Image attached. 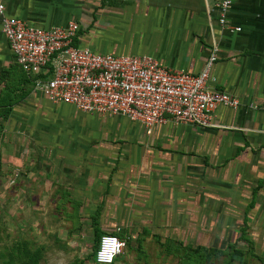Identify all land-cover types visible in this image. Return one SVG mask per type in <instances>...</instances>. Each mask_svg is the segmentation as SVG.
I'll return each mask as SVG.
<instances>
[{"label": "crops", "instance_id": "obj_1", "mask_svg": "<svg viewBox=\"0 0 264 264\" xmlns=\"http://www.w3.org/2000/svg\"><path fill=\"white\" fill-rule=\"evenodd\" d=\"M217 1L0 0L5 15L40 28L84 21L81 43L98 53L148 54L192 74L215 45L208 85L239 100L217 106L210 127L169 120L147 134L138 122L80 111L100 118L45 126L64 104L33 89L0 31V179L18 181V197L56 200L60 232L124 244L141 233L197 242L208 199L218 214H264V111L247 106L264 101V0H232L226 20L237 31L217 23Z\"/></svg>", "mask_w": 264, "mask_h": 264}, {"label": "built area", "instance_id": "obj_2", "mask_svg": "<svg viewBox=\"0 0 264 264\" xmlns=\"http://www.w3.org/2000/svg\"><path fill=\"white\" fill-rule=\"evenodd\" d=\"M232 0H218L217 23L228 31ZM79 24L40 28L5 15L0 3V31L15 63L31 78L32 87L52 104L70 105L86 114L117 115L138 122L149 133L167 121L210 127L219 106L235 108L237 97L209 87L210 68L216 59L212 46L197 73L168 68L148 54L98 53L81 43ZM264 111L261 105L248 104ZM124 242L101 234L94 252L95 264H112Z\"/></svg>", "mask_w": 264, "mask_h": 264}, {"label": "rangeland", "instance_id": "obj_3", "mask_svg": "<svg viewBox=\"0 0 264 264\" xmlns=\"http://www.w3.org/2000/svg\"><path fill=\"white\" fill-rule=\"evenodd\" d=\"M77 22L80 32H87L88 25L82 20ZM93 25L98 26V23ZM71 111L80 121L68 118ZM54 113L58 117L44 118L45 126H83L82 122L100 118L98 115L81 114L66 104L58 106ZM116 118L122 119L116 121L118 125L123 126L122 123L127 122L124 117ZM16 174L14 176L18 180ZM14 176L11 173L9 179ZM0 180V264L93 263L90 257L94 240L89 233L84 230L76 231V234L60 232V208L56 200L18 197L20 193L13 191L15 185L18 187V181ZM217 210L212 199L205 201L203 220L198 223V227L202 226V237L198 235L197 242L177 237L163 240V236L160 239L157 235L145 240V234L141 233L137 245L135 241L124 244L114 264H264L262 209L251 210L249 216L241 213L218 214ZM52 212L57 213V218L52 216ZM188 220L189 223L195 222V216L193 219L188 216Z\"/></svg>", "mask_w": 264, "mask_h": 264}, {"label": "trees", "instance_id": "obj_4", "mask_svg": "<svg viewBox=\"0 0 264 264\" xmlns=\"http://www.w3.org/2000/svg\"><path fill=\"white\" fill-rule=\"evenodd\" d=\"M80 32V29H79V31H78V34H80L79 33ZM100 235L101 234H98L97 232H94L93 233V240H94V244H93V251H92V254H91V259H92V261L94 262V252H95V249H96V247H97V244H98V239H99V237H100ZM27 254L25 253V256H26ZM116 260V259H115ZM77 263H79V264H84V263H82V261H78ZM39 264V263H38ZM112 264H114V263H112Z\"/></svg>", "mask_w": 264, "mask_h": 264}]
</instances>
